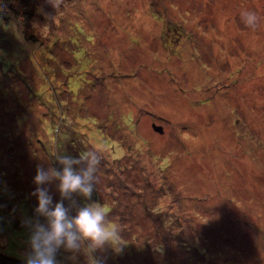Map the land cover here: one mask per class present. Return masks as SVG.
Here are the masks:
<instances>
[{
    "label": "rangeland",
    "instance_id": "1",
    "mask_svg": "<svg viewBox=\"0 0 264 264\" xmlns=\"http://www.w3.org/2000/svg\"><path fill=\"white\" fill-rule=\"evenodd\" d=\"M30 10L36 52L15 22L11 52L0 22V255L23 263L37 167L95 151L112 175L100 169L90 201L64 204L70 215L107 209L121 251L97 250L101 264H264V0H36ZM45 187L61 200L58 180ZM57 259L94 264L86 246Z\"/></svg>",
    "mask_w": 264,
    "mask_h": 264
},
{
    "label": "clouds",
    "instance_id": "2",
    "mask_svg": "<svg viewBox=\"0 0 264 264\" xmlns=\"http://www.w3.org/2000/svg\"><path fill=\"white\" fill-rule=\"evenodd\" d=\"M244 22L250 27L256 26V13L245 11ZM60 169L38 166L33 182L36 188L33 195L38 204L34 217L23 221L29 232L28 249L23 256V264H60L57 254L61 249L71 253L80 252L87 247L94 264H101L92 254L110 245L116 252L113 242L118 238L116 228L111 226L107 209L97 202L86 203L79 207L75 215L69 214L64 199L80 195L90 201L98 179L101 158L95 151L83 156L61 155L58 158ZM74 165H81L75 168ZM58 180L61 200L54 203L53 196L45 185ZM43 218L44 222H41Z\"/></svg>",
    "mask_w": 264,
    "mask_h": 264
},
{
    "label": "trees",
    "instance_id": "3",
    "mask_svg": "<svg viewBox=\"0 0 264 264\" xmlns=\"http://www.w3.org/2000/svg\"><path fill=\"white\" fill-rule=\"evenodd\" d=\"M15 1H18V5L15 4ZM36 0H2V2L0 1V22H2L4 24L5 29H12L13 31L10 32V41H9V48H11V52L13 53H18L20 51L19 47H15V43L14 40L11 36V34L13 32H15V25L14 22L16 24V27L19 29V35L21 36V38H23L25 40V42L27 44H30V46L32 47L33 51L36 52L38 50H40L41 47L43 46V43L34 37L33 35H31L25 29H23V19L24 18H28V20H30V18L33 16L34 12L32 10L29 11V9L32 8V6L35 4ZM4 5V6H2ZM15 6L19 7L22 11L19 13V15H14V17H12V14L15 10ZM6 10V11H4ZM15 12V11H14ZM23 12V13H22ZM22 13V15H21ZM174 26H172V24H170L169 26V30L171 28H173ZM0 30H2V28L0 27ZM17 32V33H18ZM5 34L3 35L2 32H0V42L5 39ZM21 56V55H20ZM82 155H85L86 152L84 153V151L81 152ZM103 169L106 170V173L112 175V173L110 172V168H107L105 166L104 163H101L99 166V170ZM123 173V172H122ZM105 184V183H104ZM96 189V188H95ZM97 191V189H96ZM97 197V195H96ZM8 201V199H7ZM211 208V207H210ZM162 226V224H160ZM197 251L199 248H195ZM200 255H205L204 253H201V251L199 250Z\"/></svg>",
    "mask_w": 264,
    "mask_h": 264
},
{
    "label": "water",
    "instance_id": "4",
    "mask_svg": "<svg viewBox=\"0 0 264 264\" xmlns=\"http://www.w3.org/2000/svg\"><path fill=\"white\" fill-rule=\"evenodd\" d=\"M153 128H154V131L159 132L160 134H163L162 127H158L154 125ZM0 264H23V263L21 261L0 255Z\"/></svg>",
    "mask_w": 264,
    "mask_h": 264
},
{
    "label": "built area",
    "instance_id": "5",
    "mask_svg": "<svg viewBox=\"0 0 264 264\" xmlns=\"http://www.w3.org/2000/svg\"><path fill=\"white\" fill-rule=\"evenodd\" d=\"M2 6H4V5H2ZM4 11H6V10H4Z\"/></svg>",
    "mask_w": 264,
    "mask_h": 264
}]
</instances>
